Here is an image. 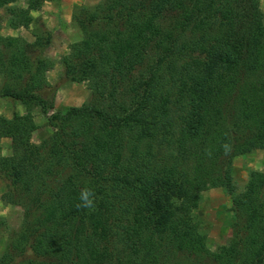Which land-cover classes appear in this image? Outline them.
<instances>
[{"label": "trees", "instance_id": "obj_1", "mask_svg": "<svg viewBox=\"0 0 264 264\" xmlns=\"http://www.w3.org/2000/svg\"><path fill=\"white\" fill-rule=\"evenodd\" d=\"M24 1L9 28H27L45 0ZM71 12L80 38L58 59L61 81L88 93L62 111L47 93L51 30L38 23L31 42L0 34V98L24 107L0 115L11 148L0 201L22 210L0 264H264V171L249 172L241 198L231 175L234 157L264 150L258 0H98ZM34 108L52 129L38 143ZM84 187L92 209L77 208ZM212 187L231 203L230 237L213 251L194 216Z\"/></svg>", "mask_w": 264, "mask_h": 264}, {"label": "rangeland", "instance_id": "obj_2", "mask_svg": "<svg viewBox=\"0 0 264 264\" xmlns=\"http://www.w3.org/2000/svg\"><path fill=\"white\" fill-rule=\"evenodd\" d=\"M79 3H75L72 5V9L78 5H92L98 0H79ZM259 9L263 14V22H264V0H258ZM24 0H15L12 2H1L0 1V34L7 36H19L23 39L31 42L33 40V33L35 26L38 23H42L44 26V21L40 17L38 10H29L30 15L32 16V22L28 25L27 28L18 27L15 29L9 28L7 25V21L9 18L14 17L16 14L17 8H25ZM70 13V26L75 28L76 26L71 21ZM45 15V14H44ZM52 15V14H51ZM43 16V13L41 14ZM57 16H59L57 14ZM47 19V18H46ZM55 18L52 17L51 20ZM62 23H64L63 19L58 17V24L61 27L58 30H51L53 32H57L56 44L54 47L57 50L52 51V55H60L58 52L59 49L65 47V53L68 51V45L76 41L80 38V33L78 36H69L70 30L69 28H62ZM69 26V27H70ZM46 27V26H45ZM77 29V28H75ZM78 30V29H77ZM79 32V31H78ZM68 35V36H67ZM67 37V38H66ZM73 37L74 40L72 39ZM72 39V40H71ZM52 36L48 47L51 45ZM57 42L62 44H57ZM46 48V50L48 49ZM45 50V51H46ZM63 54V55H64ZM46 55V54H45ZM47 56V55H46ZM62 56V55H61ZM60 56V57H61ZM51 58V57H50ZM56 62V61H54ZM57 63V62H56ZM50 89H47V93L49 97L52 99V108L53 110L62 111L68 106H78L80 105L87 97L88 90L82 87V85H77L76 83L62 84L64 81L63 78L59 75L58 77H50ZM51 90L53 92H51ZM52 110V109H51ZM45 118V117H44ZM38 128L41 127V122L45 124V120L42 121L40 118H36ZM34 121V120H33ZM35 123V122H34ZM43 128V127H42ZM50 127H46L45 129H37L33 131L31 137H33V141H37L38 143L43 137L47 136L51 132ZM30 137V140H31ZM34 143V142H33ZM231 175L232 181L234 184V196L237 198H241V193L244 190L245 183L248 179L249 172L251 170L256 171H264V150L260 148H255L250 152L236 156L232 159L231 162ZM4 190L3 184L0 182V193ZM230 199L229 195L225 192L222 187H212L202 190L199 193V200L194 209V216L199 221V229L204 233V244L209 250H216L217 247L223 245L227 239L230 237L231 229L229 226V222L231 221V210H230ZM0 218L3 219L2 223H0V254L3 251L4 244L6 241L7 234L9 230L16 229L19 227L22 220V210L19 206H7L0 202Z\"/></svg>", "mask_w": 264, "mask_h": 264}, {"label": "crops", "instance_id": "obj_3", "mask_svg": "<svg viewBox=\"0 0 264 264\" xmlns=\"http://www.w3.org/2000/svg\"><path fill=\"white\" fill-rule=\"evenodd\" d=\"M79 2H80L79 0H45L43 2V4L40 6L38 13H39L40 17L42 18V20L44 21V24H45L47 29H50V30L60 29L61 27L58 24V17H59V18L63 19V21H64V23H62V25H63L62 28H64V29L69 28L68 29V30H70L69 33H72V34H69V36H71V35L72 36H76V35L78 36V34H79L78 30L73 28L72 26H70L69 22H70V13H71L72 5L75 3H79ZM42 13H43V16H41ZM57 14L59 16H57ZM52 17H54L55 19L51 20ZM57 32H60V31H57ZM57 32L56 31L53 32L51 45L45 51V54L49 58L51 57V59H53L54 61L57 62V63L54 62L53 66L45 74L46 80L48 81V83H50V79H49L50 77H52V76L58 77L62 72L61 65L58 62V59L60 58L61 55H63L65 53V47L64 48L62 47L61 50L59 49L58 52L60 53V55H56V56L52 55V51L55 49L57 50V48L54 47V44H56V41H58L56 39ZM74 38L75 37H73L72 39L74 40ZM57 44H62V46H63V42L62 43L57 42ZM69 83H73V84L76 83L77 85L80 84V85H82V87H84L86 89L83 82L66 81V82H63L62 84L65 85V84H69ZM13 111L17 112L18 114H22L24 112V107L19 102H13L9 99L0 98V115L4 116L6 118H9L12 115ZM32 114H33V120H34L35 124L37 125V128L35 130L45 129L46 127H48L47 125H45L44 123L41 122V127L38 128L37 120H35V119L40 118V119H42V121H44L45 118L43 115H41L38 112L37 108H34L32 110ZM31 141L36 143L38 140L35 142V141H33V137H31ZM10 152H11L10 139L8 137H5V136H0V158L8 156L10 154ZM0 182L3 184L1 179H0ZM3 186H4V184H3ZM4 190H5V187H4ZM4 206L7 207L10 205H4Z\"/></svg>", "mask_w": 264, "mask_h": 264}, {"label": "clouds", "instance_id": "obj_4", "mask_svg": "<svg viewBox=\"0 0 264 264\" xmlns=\"http://www.w3.org/2000/svg\"><path fill=\"white\" fill-rule=\"evenodd\" d=\"M220 149L222 150L223 154L225 156H228L231 154L233 150V144L225 140L221 145ZM207 154L209 156L212 155L211 149L207 150ZM79 203L77 204V208H86V209H92L95 207V194L91 188L84 187L80 190L79 193Z\"/></svg>", "mask_w": 264, "mask_h": 264}]
</instances>
